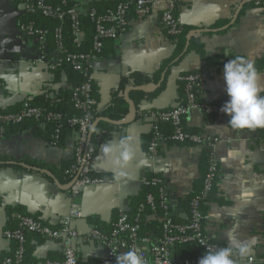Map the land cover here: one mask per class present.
<instances>
[{"label":"crops","instance_id":"crops-1","mask_svg":"<svg viewBox=\"0 0 264 264\" xmlns=\"http://www.w3.org/2000/svg\"><path fill=\"white\" fill-rule=\"evenodd\" d=\"M94 1L99 0H77L78 11H85ZM247 2L155 0L148 14L141 16L134 12L126 31L110 43L105 56L92 64L91 79L98 89L96 108L101 109L108 104L122 77L133 71L154 73L166 58L174 57L172 64L159 73L157 82L138 87L146 93L138 107L131 105L128 86L118 92L131 105L123 119H96L108 125L98 127L100 134L95 135L93 172L105 175L107 182L85 187L72 195L68 182H61L47 169L38 168L41 169L39 171L25 164H21L20 168H0V254L12 250L14 240L5 238L3 232L18 226L20 214L24 212L48 224L53 218L65 216L71 209L78 210L81 216L72 221V226L81 237L93 228L88 217L97 216L103 227H111L117 210L124 208L129 212L144 179L154 173L162 177L167 185L172 213L186 219L179 200L193 190L194 182L200 176L202 151L206 150L186 143L165 142L157 150L154 161H149L147 146L154 115L181 102L179 76L185 72H194L199 77L200 100L225 103L229 99L223 70L203 68L198 48L210 56L232 54L253 61L263 57L264 10L247 5ZM169 4H173L172 13L183 29V42L180 43L177 38L169 37L160 24V13ZM25 13L23 1L14 4V0H0V108L39 94L43 86L52 81L51 71L30 63L34 45L22 44L18 21ZM178 43L182 44V49L176 56ZM260 73V84L264 86V70ZM228 120L226 114L206 115L197 109H191L184 118L186 129L219 140L211 152L218 164L219 176L213 198L207 203L204 230L211 240L224 247L228 246L231 235L240 240L257 237L258 243L251 256L264 257V145L258 141L255 131L234 130L227 124ZM43 127L44 124L36 122L35 127L1 139L0 155L14 158L27 156L57 169L62 162L72 160L73 131L60 144L50 145L36 131H42ZM106 145L113 151L106 153ZM124 145L131 148L133 158L127 165L120 166L115 161L119 159ZM232 149L241 150L238 159L228 158ZM242 190L250 194L247 203L238 198ZM6 207L20 208L11 212L13 220H9ZM145 219L148 222L154 216L148 215ZM42 237H27L26 248L30 249L31 256L38 261L61 260L60 243ZM75 252L77 259L85 264L98 263L105 255L100 243L82 238L75 243Z\"/></svg>","mask_w":264,"mask_h":264},{"label":"built area","instance_id":"built-area-1","mask_svg":"<svg viewBox=\"0 0 264 264\" xmlns=\"http://www.w3.org/2000/svg\"><path fill=\"white\" fill-rule=\"evenodd\" d=\"M68 1L76 3L65 14L70 15L72 19L71 29L74 42L79 43L83 34L81 29H79V21L77 19L79 12L77 0ZM114 1H116L114 9L107 10L106 14L99 17L96 22V35L92 42L93 50L96 52L100 51L103 38L116 39L121 33L126 31L129 25L127 0ZM154 4L155 0H136L134 9L137 14L144 16L151 11ZM255 5L264 10V3L259 6V0H255ZM24 6L26 11H39L45 17L61 18L64 14L58 9H52L45 0H25ZM172 9L173 4H169L167 8L161 11L160 24L168 34L177 35L180 33V28L177 19L172 13ZM93 15L94 11H91L90 16L92 18ZM104 21L110 22V25H104ZM18 31L21 34L23 45H34V56L30 58V63L33 66L41 65L47 71L52 72L61 63H69L77 70H81L83 67L91 69L93 62L97 59L95 54L73 53L65 49L61 42L59 29L54 31L53 36L56 46L52 52H49L45 45L47 32L34 28L31 24L18 25ZM226 62L227 60L224 63ZM223 66L224 64L220 67L221 70H223ZM179 80L184 85L185 101L155 113V121L152 123L151 139L147 146V152L149 161L153 162L160 145L169 142L196 145L210 153V165L203 181V189L199 196L191 201L192 209L189 221L184 224L176 223L171 211L167 185L159 175L153 176L155 175L154 173L152 177L144 179L143 185L158 186L157 200L152 194H148L146 204L153 210L156 206L162 210L160 218L162 221V236L160 238L152 240L147 237H141L138 218L131 219L128 211L124 208L117 210L115 222L109 231L92 228L82 237L72 226V221L81 216L78 210L71 209L65 216L53 218L48 224L30 216H21L15 229L3 232L5 238L14 240L17 243V248L12 256L5 257L0 264H25L23 263V258L25 235L27 233H38L47 239L56 240L62 248L61 260H45L35 264H84L77 259L75 252V243L80 238L86 241L98 242L104 247L105 255L99 264H116V256L120 252L129 250H139L146 264H198L199 259L207 250L224 247L221 243L211 240L207 236L204 230L205 215L198 208L199 200L205 198L213 178L219 172L218 164L211 156V152L219 140L214 136L188 132L184 127V118L191 109H197L206 115L225 114L220 111L224 103L217 101L208 103L197 100L196 94L199 88V77L197 75L191 73L180 75ZM71 97L75 107L82 112L80 116H73L63 120L60 112L46 111L30 106L25 102L20 112L1 116L0 120L8 121L12 124L19 123L26 118H32L42 124L47 121H54L56 125L53 130V140L49 141L50 145H57L62 126L70 127L74 137V153L73 161L68 169L71 180L67 184L70 193L76 195L85 187L102 185L107 181L104 178L90 175L93 172L95 149L89 142V133L96 121L93 113L94 101L90 96V84L84 82L75 87L72 90ZM161 123L170 125V133L164 135L160 128ZM142 208L143 205L140 206V209ZM178 243L193 244L195 248L200 250V253L175 257L173 249ZM242 264H264V257L253 255L246 258Z\"/></svg>","mask_w":264,"mask_h":264},{"label":"trees","instance_id":"trees-1","mask_svg":"<svg viewBox=\"0 0 264 264\" xmlns=\"http://www.w3.org/2000/svg\"><path fill=\"white\" fill-rule=\"evenodd\" d=\"M21 1L25 0H14L15 3H19ZM45 2L51 6L52 9H58L62 12H64L63 16L61 18L57 17H45L43 16L39 11H29L27 10L26 13L22 16V18L18 21V25H27L31 24L34 28L40 29L42 31L47 32L46 35V48L49 52H52L55 49V42H54V31L56 29L60 30L61 34V42L65 49H67L69 52L73 53H84V54H95L96 58H102L106 55V49L108 46H110L111 42L114 39L109 38H103L102 39V47L100 51L96 52L93 50L92 42L94 40V37L96 35V22L99 17L104 16L107 12V10L114 9L116 5V1L114 0H99L94 1L91 4H89L88 8L85 11L78 12L77 19L79 21V29L82 31V39L79 43L74 42V36L72 34V19L70 15L65 14L66 11L75 3L68 0H45ZM136 0H127L128 4V10H127V18L130 19L134 16V5ZM264 0H259V6L263 5ZM76 4V3H75ZM247 5H255V0H248ZM258 7V6H257ZM94 11L93 18L90 16V12ZM173 12V11H172ZM104 25L108 26L110 25V22L104 21ZM180 28V33L177 35H169V37H173L174 39L177 38V42H183V29L178 24ZM178 43V44H179ZM179 48H177L176 56L180 55L182 44H179ZM198 53L200 56V59L203 62L202 67L208 68V67H214L216 70H219L220 67L224 64L226 60L234 59L236 57H242L240 55H224L223 53L215 54V55H207L203 51V49L198 48ZM174 55L170 58H166L160 65V67L151 74L147 73H141L137 71L130 72L128 75L121 78L119 85L117 88L111 93L110 99L108 104L101 108L97 109L96 104L98 101L97 98V92L98 89L96 85L93 83V80L91 79V69H86L83 67L81 70L74 69L69 63H61L55 70L52 71V81H50L48 84H45L42 88V91L39 94L33 95L29 99H25L23 101H19L15 104L8 105L5 108H0V117L4 115L9 114H15L20 112L23 109V105L25 102H27L30 106L38 107L46 111H53V112H60L62 115V119H66L73 116H80L81 110L75 107L74 101L72 100V90L81 85L84 82H88L90 84V96L94 101L93 104V113L95 119L97 118H106L111 121H119L123 119L130 110V106L134 105L135 107L139 106V102L146 97V93L142 91L141 89H138V87L149 84V83H155L158 81L159 73L163 70L164 67H168L173 62ZM244 58V57H243ZM255 65L259 72L264 70V56L258 59L254 60ZM195 74L194 72H185L181 75L186 74ZM197 75V74H195ZM181 103L185 101V92H184V85L183 82H181ZM128 92V97L131 100L132 104L127 101V99L123 96L118 94L120 90L126 89ZM197 100L200 102H204L200 100L199 93L197 91ZM261 96H264V91L260 93ZM56 125V122L54 121H47L44 123V127L42 131H39L36 129L37 133L42 134V137L45 138L48 141L53 140V130L54 126ZM108 125L104 121L98 120L95 130L92 132V135L90 136V144L95 145L97 143V140L95 138V135L97 133L100 134L98 127ZM36 121L32 118H26L22 120L19 123L12 124L8 121H1L0 120V140L3 138H6L10 136L13 133L23 131L26 128L29 127H35ZM161 126V125H160ZM161 131L164 133V135H167L171 131V127L169 124H165L160 127ZM186 129V128H185ZM188 132L195 133L196 131L188 130ZM253 131V130H252ZM257 134V139L264 145V128L262 129H256L254 130ZM72 134V129L70 127L62 126L61 132L59 134V137L57 139V144H60L65 137ZM151 139V136H150ZM73 160L62 162L60 165V168H55L53 166H47L44 163H41L33 158L27 157V156H21V157H7L4 155H0V168L2 167H14V168H20L21 164H25L34 168H41V169H47L49 170L55 178L57 177L58 180L61 182L67 183L71 180V177L68 173V169L71 165ZM210 165V153L208 151H202L201 155V161L199 165L200 170V176L198 179L195 180L193 190L191 193L186 195L184 198H180L179 205L183 209V211L186 214V219H182L178 215H174L176 223H187L189 221L190 217V211L192 209L191 207V201L195 198H197L200 194V192L203 189V181L205 178V175L208 171ZM92 177H106L103 174H97L94 172H91L90 174ZM153 176H158L157 174ZM219 172L217 175L213 178L210 189L207 191V194L204 199L199 200L198 208L199 210L205 215L207 211V203L212 200L215 189H216V182L218 180ZM152 176H147L145 179H148ZM105 179V178H104ZM168 192V191H167ZM148 194H152L154 198L157 200L158 196V186H145L143 185L140 189V191L137 193V195L133 198V204L132 209L128 212L131 219H134L135 217L139 220L140 230L139 234L141 237H147L152 240H156L162 236V230H161V215L162 210L160 207L156 206V208L153 210L146 204V197ZM143 205V208L140 209V206ZM20 208H10L6 207L7 210V216H9V220H13L10 215L11 212L16 210L18 211ZM21 216H32L28 213L24 212L23 214H20ZM139 215V216H138ZM148 215H153L154 219L151 221L146 222L145 217ZM32 217H35L33 215ZM159 218V219H158ZM89 222L93 225V228L102 230V231H109L111 227H103L101 221H99L97 216H91L88 217ZM19 222V220H18ZM17 227V226H16ZM16 227H12L7 230H13ZM29 235H32L34 237H40L41 235L38 233H31L25 235V242L27 241V237ZM43 238V237H42ZM17 248V243L14 241L12 250L9 253L6 254H0V263L1 261L7 257L12 256L14 254V251ZM195 246L193 244H181L178 243L174 247V255L177 256H183V255H195L199 254L200 251L197 249L194 251ZM45 260H51L53 259H44V260H36L31 256L30 249L26 248V243H24V258L23 263L25 264H35L40 261ZM85 264V263H84ZM95 264H99L95 263Z\"/></svg>","mask_w":264,"mask_h":264},{"label":"clouds","instance_id":"clouds-1","mask_svg":"<svg viewBox=\"0 0 264 264\" xmlns=\"http://www.w3.org/2000/svg\"><path fill=\"white\" fill-rule=\"evenodd\" d=\"M225 91L229 99L223 104L220 111L225 113L229 120L227 124L234 130H256L264 128V91L261 86V73L255 62L251 59L236 57L227 60L223 66ZM120 157L115 161L120 166H125L133 158L130 147L124 145ZM104 151L110 153L112 147L105 146ZM241 156L240 149L228 152V158L235 160ZM244 203L250 199V194L243 191L238 197ZM258 243L257 237L240 240L237 236L229 237L228 246L215 250H207L199 259L198 264H242L253 254L254 246ZM116 264H146L139 250H129L116 256Z\"/></svg>","mask_w":264,"mask_h":264},{"label":"water","instance_id":"water-1","mask_svg":"<svg viewBox=\"0 0 264 264\" xmlns=\"http://www.w3.org/2000/svg\"><path fill=\"white\" fill-rule=\"evenodd\" d=\"M132 111L134 112L135 110L132 108ZM99 120H101V119H99ZM102 120H104V119H102ZM97 122H98V120H96L95 122H94V126L97 124ZM91 134H92V131L89 133V136H91ZM23 167H25V168H28L27 166H25V165H22ZM36 170H39V171H41V169H36ZM44 173H46V174H48V172L47 171H43Z\"/></svg>","mask_w":264,"mask_h":264}]
</instances>
